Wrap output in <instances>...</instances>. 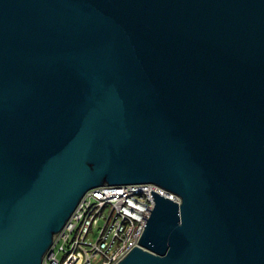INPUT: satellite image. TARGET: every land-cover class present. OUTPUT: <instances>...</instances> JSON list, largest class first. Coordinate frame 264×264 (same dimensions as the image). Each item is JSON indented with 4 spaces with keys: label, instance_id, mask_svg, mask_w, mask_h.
I'll return each mask as SVG.
<instances>
[{
    "label": "water",
    "instance_id": "water-1",
    "mask_svg": "<svg viewBox=\"0 0 264 264\" xmlns=\"http://www.w3.org/2000/svg\"><path fill=\"white\" fill-rule=\"evenodd\" d=\"M140 182L115 264H264V0H0V264Z\"/></svg>",
    "mask_w": 264,
    "mask_h": 264
},
{
    "label": "built area",
    "instance_id": "built-area-1",
    "mask_svg": "<svg viewBox=\"0 0 264 264\" xmlns=\"http://www.w3.org/2000/svg\"><path fill=\"white\" fill-rule=\"evenodd\" d=\"M150 189L175 198L151 182L104 184L87 190L55 235L42 264H115L136 244L153 206Z\"/></svg>",
    "mask_w": 264,
    "mask_h": 264
},
{
    "label": "rangeland",
    "instance_id": "rangeland-1",
    "mask_svg": "<svg viewBox=\"0 0 264 264\" xmlns=\"http://www.w3.org/2000/svg\"><path fill=\"white\" fill-rule=\"evenodd\" d=\"M57 256H60V253H57Z\"/></svg>",
    "mask_w": 264,
    "mask_h": 264
}]
</instances>
